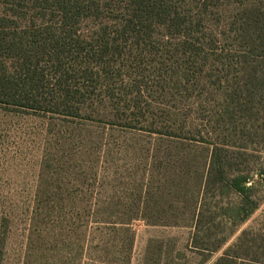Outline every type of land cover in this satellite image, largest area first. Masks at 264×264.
I'll use <instances>...</instances> for the list:
<instances>
[{"label": "rangeland", "instance_id": "1", "mask_svg": "<svg viewBox=\"0 0 264 264\" xmlns=\"http://www.w3.org/2000/svg\"><path fill=\"white\" fill-rule=\"evenodd\" d=\"M67 3L0 0L2 98L36 108L0 104V264H264V0Z\"/></svg>", "mask_w": 264, "mask_h": 264}, {"label": "trees", "instance_id": "2", "mask_svg": "<svg viewBox=\"0 0 264 264\" xmlns=\"http://www.w3.org/2000/svg\"><path fill=\"white\" fill-rule=\"evenodd\" d=\"M61 2H63L64 6L69 5V3H67V0H61ZM68 9L69 10L65 13L72 11L71 8ZM6 39L0 37V42L2 44H7L8 39L7 40ZM2 97L3 95L1 94L0 91V104L10 103L18 107L36 109L31 104L24 105L21 102L5 100ZM211 154L212 155L209 162V170L207 176L211 179L216 180L220 184H223L225 187L230 189V191L234 192L241 199V210L237 212L238 218L237 217L236 218L238 221H244L248 216H250L254 212L257 206L256 203L251 199L252 190H254V186H252L251 184L248 185L253 180L250 179L248 174H245L244 172H238L237 174H235L236 176H232V177L226 175V173H228V168L230 167V164H229V160L227 159L228 152H226L225 150L215 148L213 149ZM263 174H264L263 172H260L259 176H262ZM246 204L249 207L246 210H244V206ZM222 261H226L227 263L233 264L229 259L221 258L220 262Z\"/></svg>", "mask_w": 264, "mask_h": 264}]
</instances>
